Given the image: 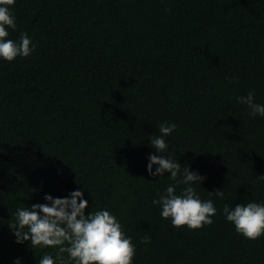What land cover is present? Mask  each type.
I'll use <instances>...</instances> for the list:
<instances>
[{"label":"trees","instance_id":"obj_1","mask_svg":"<svg viewBox=\"0 0 264 264\" xmlns=\"http://www.w3.org/2000/svg\"><path fill=\"white\" fill-rule=\"evenodd\" d=\"M10 11L7 38L27 33L32 51L0 60V264L55 260L58 248L18 244L8 224L75 190L87 213L117 218L133 264H264V236L246 239L223 212L264 204V117L238 102L252 91L264 104V0H15ZM164 122L176 125L164 155L205 178L194 187L217 209L205 231L173 227L152 203L184 188L147 170Z\"/></svg>","mask_w":264,"mask_h":264},{"label":"clouds","instance_id":"obj_2","mask_svg":"<svg viewBox=\"0 0 264 264\" xmlns=\"http://www.w3.org/2000/svg\"><path fill=\"white\" fill-rule=\"evenodd\" d=\"M14 4L15 0H0V60L7 62H13L17 57L26 58L32 51V41L27 33H21L18 42L7 38V29H16L15 16L10 11ZM238 102L247 105L251 117H264V104L255 102L254 92L249 91L246 96L239 97ZM158 130L159 135L151 136L150 143L160 155L148 157V173L153 177L170 173L169 178L184 188L177 194L176 187L169 185L152 203L161 208L160 215L165 220L170 219L173 227L186 226V229L205 231L202 227L211 225L214 222L212 217L217 214L213 201L202 200L194 187L201 185L205 178L189 167H182L171 156L164 155L168 150L165 138L176 130V125L164 122ZM103 136L110 138V132ZM209 194L221 199L224 197L223 190ZM44 199L47 203L18 207L14 222L8 224L18 244L28 242L34 250L58 248L55 260L46 253L39 259V264H57V261L68 264L64 254L74 264H133L136 249L131 238L126 237L121 224L109 211L87 213L89 205L83 192L75 190L64 198L45 195ZM223 212L237 233L246 239L256 240L264 236V204L249 202L237 204L234 208L226 204ZM150 242V236L141 240L144 244Z\"/></svg>","mask_w":264,"mask_h":264}]
</instances>
